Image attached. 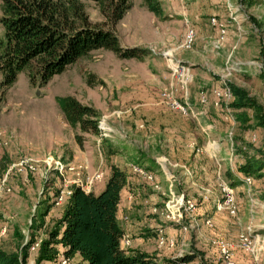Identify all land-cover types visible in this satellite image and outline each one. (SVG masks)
Wrapping results in <instances>:
<instances>
[{"label":"rangeland","instance_id":"1","mask_svg":"<svg viewBox=\"0 0 264 264\" xmlns=\"http://www.w3.org/2000/svg\"><path fill=\"white\" fill-rule=\"evenodd\" d=\"M82 1L92 21L102 20L91 0ZM131 2L115 31L121 46L147 50L142 59H120L110 50L95 49L42 85L19 72L5 91L0 108V159L5 165L0 168V246L14 250L20 235L24 243L35 208L54 201L35 235L42 238L60 215L72 184L80 185L88 176L92 181L84 190L100 192L95 185L106 180L105 166L120 158L108 155L110 142L124 146L126 154L156 162L154 173L131 164L147 183L139 208L159 215L163 223L145 225L133 238L143 237L150 248H174L172 256L193 252L213 264H264V168L259 177L236 172L244 152H264V128L237 120L225 84L244 88L264 107V77L258 75L263 65L255 64L259 72L248 77L232 67L193 77L190 65L178 57L199 51L201 44L218 52L227 34L224 24L211 16L200 23L218 25L217 36H195L188 27L199 28L193 12L206 11L210 0H160L163 19L140 6V0ZM228 11L229 17L239 14L248 21V31L255 34V24L260 32L254 8L243 12L236 5ZM263 38L261 30L258 43ZM58 95H72L96 108L100 133L71 129L56 105ZM74 134L80 135V143ZM95 175L100 178L94 180ZM154 175L166 180L162 184ZM125 237L128 245L120 241L124 248L131 244ZM36 246L30 248L27 264H33Z\"/></svg>","mask_w":264,"mask_h":264},{"label":"trees","instance_id":"2","mask_svg":"<svg viewBox=\"0 0 264 264\" xmlns=\"http://www.w3.org/2000/svg\"><path fill=\"white\" fill-rule=\"evenodd\" d=\"M91 1L102 20L92 21L82 0H0V108L5 91L19 72H23L30 83L42 85L95 49L110 50L120 59L140 60L147 54L145 48L121 46L116 35L115 26L132 7L131 0ZM240 1L247 5L253 2ZM139 5L157 18L166 17L160 0H140ZM225 84L232 96L229 106L237 120L242 124L250 121L252 127L264 128L262 104L244 88L231 82ZM55 102L71 129L92 135L100 133V114L96 108L81 103L72 95H58ZM74 138L77 143L81 142L79 134H74ZM106 147L108 155L125 157L137 165L142 163L143 155L126 154L123 146L108 142ZM244 159L236 172L247 178L259 177L264 168V152L260 156L244 152ZM4 167L0 159V168ZM226 175L230 176V170ZM126 180V171L111 163L100 192L86 191L72 184L60 215L37 240L35 235L42 229L51 205L55 204L50 200L42 202L34 210L26 241L23 243L20 235L22 241L14 250L7 251L0 246V264H27L34 244L37 246L33 264H56L75 255L84 264H213L198 259L193 252L158 257L136 248H122L123 230L116 212Z\"/></svg>","mask_w":264,"mask_h":264},{"label":"crops","instance_id":"3","mask_svg":"<svg viewBox=\"0 0 264 264\" xmlns=\"http://www.w3.org/2000/svg\"><path fill=\"white\" fill-rule=\"evenodd\" d=\"M210 2L211 3L206 11L201 12L199 10H194L195 12H193V17L195 19L194 22L196 24H200L199 28H197L196 31L195 28L188 22H186V25H190L188 27L194 30L195 36L197 34L201 36L203 32H206L205 35L207 37H214L218 34V25L211 24L210 22V24L208 22L200 23V21L201 18L203 21L209 16L215 17L218 22H222L224 24L227 33L224 42L222 43V49L218 52H213L212 47H207L206 45L201 44L199 51L192 50L190 56L184 58L178 57V59L181 60L182 63H188L190 65V71L193 77H197L199 74L201 75V73L205 75V73L209 71L214 74L215 72L220 71V68L230 69L231 67L233 71L239 73V76L248 77V75H250L252 72H259L256 70L255 64H259L260 62L263 67L258 75L263 79L264 38L260 43L258 42L261 35V30H264V0H253L252 4L250 5L242 3L240 0H210ZM236 5L240 6V10H242L243 12L245 11L247 6L254 8L255 11L257 10L255 22L258 24L260 32L258 31V27L255 24V34H253V30L248 31V29H251V24L248 23V21H244L241 18H238L239 14L235 15V19L228 16V10ZM196 13H198V15ZM201 30L203 31L201 32ZM257 31L259 32V37H256ZM223 34L220 33L219 39H222ZM257 54H259L258 57ZM252 56L256 57V61H251L250 57ZM207 65H209V68L207 67ZM116 142L119 143L120 141L116 140ZM142 160L143 161L139 164V166L144 168H146V166H149V168L146 169L154 173L153 165L156 164V162L152 158L149 160H144L143 157ZM96 163L97 162L94 159L93 164L96 165ZM114 164L118 165L120 168H123L127 173L126 184L120 191V199L116 212V218L123 230V236L121 239L122 244H127V241L125 239V236H127L130 239L131 244L129 246H125V248H136L147 253H153L158 257L172 256L170 255V253L174 248L157 249L155 246L150 248L143 242V237L141 238L140 236L138 238H133V236L137 235L141 227L145 225L157 226V224L163 223V221L161 220L159 215H150L145 212L143 208H139L144 200L142 199V190L144 189V186H146L144 184L147 183L144 180L140 179V177L134 173V171L132 170L133 166L129 159L120 157L119 160H116L114 162ZM87 165H89V163ZM105 167V175H107L108 177L109 165ZM156 180L160 181L163 184V181L166 179L162 176H157ZM105 181L101 185H98L99 183L95 185L97 191H100L104 187ZM125 217H127L128 220H125ZM73 258L77 259L76 264L80 263V259L77 255H75ZM42 264H44V262Z\"/></svg>","mask_w":264,"mask_h":264},{"label":"bare ground","instance_id":"4","mask_svg":"<svg viewBox=\"0 0 264 264\" xmlns=\"http://www.w3.org/2000/svg\"><path fill=\"white\" fill-rule=\"evenodd\" d=\"M100 178V176H98V175H95L94 177H93V179L95 180V179H99ZM92 180H90V178L87 176V177H85L83 180H82V182L80 183V185L82 186V184H84V189H87V187L89 186V183L91 182ZM69 194V193H68ZM225 196H226V198H227V201H229V198H230V195L227 193V194H225ZM226 202V201H225ZM179 220V219H178Z\"/></svg>","mask_w":264,"mask_h":264},{"label":"built area","instance_id":"5","mask_svg":"<svg viewBox=\"0 0 264 264\" xmlns=\"http://www.w3.org/2000/svg\"><path fill=\"white\" fill-rule=\"evenodd\" d=\"M82 189L84 190V184H82ZM227 191V190H226Z\"/></svg>","mask_w":264,"mask_h":264}]
</instances>
